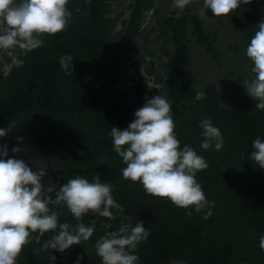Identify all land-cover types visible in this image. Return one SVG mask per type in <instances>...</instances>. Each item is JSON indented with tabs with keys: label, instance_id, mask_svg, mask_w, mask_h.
Segmentation results:
<instances>
[{
	"label": "trees",
	"instance_id": "obj_1",
	"mask_svg": "<svg viewBox=\"0 0 264 264\" xmlns=\"http://www.w3.org/2000/svg\"><path fill=\"white\" fill-rule=\"evenodd\" d=\"M114 1L68 0L71 19L64 31L42 36L44 43L35 50L12 48L16 58L6 56L7 69L0 61V128L15 121L12 131L0 137V146L7 144L9 150L8 157L0 158L22 159L29 167L46 157L55 159L56 177L43 184L44 195L53 199L75 176L91 182L92 176L99 175L101 182L113 185L112 194L124 208L114 219L89 213L75 221L65 207L49 205L52 211L62 213L60 223L93 226L92 237L63 253L49 249L36 254L34 249L40 245L33 241L24 247L17 264H52L50 254L56 256L55 264H76L80 256V264H101L96 240L139 221L149 231L135 252L139 264H264L259 248V238L264 236V169L249 159L253 141L264 139V111L255 110L245 87L232 94L229 104L221 100L213 81L198 87L197 71L191 67L193 46L211 53L215 65H219L221 54L212 44L217 29H207L198 12L185 8L177 17L172 7L145 27V14L156 10L155 0H128L118 10ZM261 1L252 0L229 17L218 18L244 38V46L233 52L249 63L248 80L253 74L245 50L258 30L253 24L264 17V3L253 6ZM155 29L158 32L149 39ZM159 38L163 41L157 48L164 47L167 60L157 56L156 61L151 56L146 69L155 71L154 82L161 83L163 95L172 104L181 148L192 147L208 164L196 175L207 200L215 201L207 220L194 208L189 218L188 210L167 198L146 195L139 182L124 180L121 168L125 165L108 136L112 127H128L139 102L154 88L142 74L139 78L129 75L131 84L122 85V59L130 58L139 39L146 49ZM237 76L241 79V74ZM206 118L222 133L223 147L218 151L214 146L208 150L200 147L199 123ZM18 137L24 139L17 145ZM16 146L26 151L12 153ZM51 235L46 233L41 243Z\"/></svg>",
	"mask_w": 264,
	"mask_h": 264
},
{
	"label": "clouds",
	"instance_id": "obj_2",
	"mask_svg": "<svg viewBox=\"0 0 264 264\" xmlns=\"http://www.w3.org/2000/svg\"><path fill=\"white\" fill-rule=\"evenodd\" d=\"M192 2L173 0L177 17ZM251 2L203 0L199 16L203 18L211 10L214 17L226 18L241 4ZM67 4L68 0H0V24L5 25L0 32V49L19 47L31 51L41 47L44 43L42 36H54L66 29L71 19ZM256 27L258 30L245 50L253 76L242 84L254 101L255 110L264 111V18ZM134 116L127 128L112 127L108 132L113 151L125 165L121 168L122 178L139 182L146 195L167 198L176 207L188 210L186 215L189 218L193 208L202 214L204 220L210 218L215 201L207 200L196 180L197 173L207 169L208 164L192 147L184 145L181 148L174 131L171 102L164 95L151 99L145 97V103ZM14 123L12 120L6 129L0 128V137L10 133ZM199 127L202 129V149L214 146L218 151L223 147L222 133L211 119L201 120ZM23 139L18 137L17 145ZM252 148L254 151L249 159L264 169V139L257 137ZM22 151L26 149L18 146L11 149L16 154ZM8 152L7 144L0 146V157H8ZM46 175L44 169L34 171L25 160L0 158V264H17L24 247L33 241L40 245L34 249L36 254L49 249L51 253L53 250L63 253L72 245H81L92 237L93 226L60 223L62 213L52 211L49 205L65 207L75 221H81L89 213L114 219L115 215L124 212L112 194L113 185L101 182L99 175L92 176L91 182L84 176H75L59 188L55 199L44 195L41 180ZM49 232L51 237L41 243V238ZM148 236L149 231L142 221L134 226L123 225L118 231L108 232L97 239L95 252L101 264H139L135 252ZM259 248L264 253V236L259 238ZM49 260L55 264L56 256L50 254ZM81 260L83 256L77 258L76 264Z\"/></svg>",
	"mask_w": 264,
	"mask_h": 264
},
{
	"label": "rangeland",
	"instance_id": "obj_3",
	"mask_svg": "<svg viewBox=\"0 0 264 264\" xmlns=\"http://www.w3.org/2000/svg\"><path fill=\"white\" fill-rule=\"evenodd\" d=\"M128 2V0H116L114 1L113 7L118 10L120 7L125 5ZM173 0H155V6L156 10H149L145 14V20L144 25L145 27H149L151 24L155 23V18L157 16H161L164 14L168 9L172 8ZM203 0H193L191 4L186 6V9H189L190 11H195L199 13L200 8L202 7ZM264 3V0H262L259 4L253 5L255 8L260 7ZM250 4V3H249ZM252 4V2H251ZM244 4H241L240 7L243 8ZM239 7V8H240ZM263 7V6H262ZM242 14V13H240ZM153 15V16H152ZM264 18V17H263ZM204 25L209 29L211 32H213L215 29H217L215 33V39L212 44L215 47H218L221 51L220 54V63L219 65H215L216 61L211 56V53H208V51H205L203 47H195L191 49V67L193 70L197 71L198 74V87L200 88L204 82L213 81L216 83L217 87L220 89L221 92V100L229 104L232 102V94L235 93L238 88H244L243 82L245 80H248L247 77L250 75L248 66L249 63H245L244 61L240 60L238 55L236 56L234 54V50L237 51V49L244 46V38L234 34L232 32V27L227 26L225 27V24L227 25V22L221 21L218 18L214 17L211 10H208L206 12V16L203 17ZM258 22L260 20H257ZM256 22L253 24V27L256 28ZM5 25L0 24V32H3ZM158 32V29L153 30L151 33H149L148 37L149 39H153L155 34ZM235 35V36H234ZM162 38H159L158 41H154V43H148L147 48L145 49L144 44L142 43V40L139 39V41L136 44V49L131 50L129 52L130 58L129 59H122V63L120 65V71L119 74L122 77V85H130L131 80L129 78V75H135V77L139 78L140 74L144 76V78L147 80V83L154 87L152 89V92L149 95H146L148 99L153 98L156 95H163V90L161 83L154 82V72L147 71V67L149 65L150 57L152 58H159L157 56H162L161 59L167 60V57L164 53V47L163 48H157L162 44ZM246 41V40H245ZM228 44L231 45V48H228ZM19 49V47H16ZM147 49L149 51H152L155 53V55H148ZM203 51V52H202ZM239 53V52H238ZM6 56H12L13 59H15L16 53L12 51V49L2 50L0 49V61H3L4 68H8L9 64L5 61ZM154 58V59H155ZM157 59H155L157 61ZM154 60V61H155ZM229 60V61H228ZM134 62L133 64L131 62ZM155 61V63H156ZM232 72L233 74H230ZM237 74H241V79H238ZM135 96V95H134ZM145 97L141 102H139L137 106V110L143 106L145 103ZM8 159V158H7ZM31 168L34 171H39L41 169H44L47 173L46 176H44L41 180L42 184H48V182L52 181L57 174L58 165L56 163V160L51 157H46L44 159H40L38 161H34L31 164ZM64 259V258H63Z\"/></svg>",
	"mask_w": 264,
	"mask_h": 264
},
{
	"label": "bare ground",
	"instance_id": "obj_4",
	"mask_svg": "<svg viewBox=\"0 0 264 264\" xmlns=\"http://www.w3.org/2000/svg\"><path fill=\"white\" fill-rule=\"evenodd\" d=\"M153 16V15H152Z\"/></svg>",
	"mask_w": 264,
	"mask_h": 264
}]
</instances>
